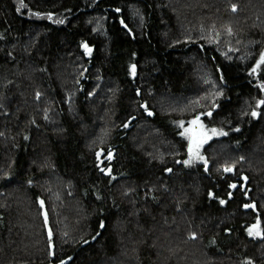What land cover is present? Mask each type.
Wrapping results in <instances>:
<instances>
[{"label": "trees", "instance_id": "16d2710c", "mask_svg": "<svg viewBox=\"0 0 264 264\" xmlns=\"http://www.w3.org/2000/svg\"><path fill=\"white\" fill-rule=\"evenodd\" d=\"M262 56L264 0H0V264L112 260L117 223L200 179L196 240L264 264ZM184 105L232 161L188 164Z\"/></svg>", "mask_w": 264, "mask_h": 264}, {"label": "rangeland", "instance_id": "374dc122", "mask_svg": "<svg viewBox=\"0 0 264 264\" xmlns=\"http://www.w3.org/2000/svg\"><path fill=\"white\" fill-rule=\"evenodd\" d=\"M202 82L205 83L206 94L200 96L201 104L195 102L197 106L193 111L197 113L209 106L206 104L207 99L211 102L219 98L221 94L220 87L214 85L209 75L204 74ZM192 100L190 104L194 103V98ZM191 109L184 105L179 111L182 112V115H187V119H189L191 118L189 115L193 113L190 111ZM204 112H200L195 120L189 119L188 123H180L183 136L188 141V164L192 166L195 164L211 165L210 160L212 157L215 160L217 156L225 163L232 161V154L228 148L223 146L224 142L219 146L220 148H209L211 144L215 147V141L223 139L225 132L221 127H209L207 123L198 119ZM261 140H258L257 146H263L264 143ZM250 158H252L251 155ZM254 164L257 165L256 162ZM200 181L201 179L198 182L189 181L185 184V190L182 193L167 197L168 204L162 202V208L157 213L150 215L146 226L135 224L131 219H129L131 223H117L115 225L116 255L112 260L102 258L99 264H145L144 256L149 259L151 254L153 264H234L223 258L209 256L196 240L193 222L197 220V217L193 206L202 187ZM183 204H189L188 210L184 209ZM130 224L132 226H129ZM248 231L249 237L252 239L259 240L263 236L262 229L258 224L252 225Z\"/></svg>", "mask_w": 264, "mask_h": 264}, {"label": "snow or ice", "instance_id": "6c2138e0", "mask_svg": "<svg viewBox=\"0 0 264 264\" xmlns=\"http://www.w3.org/2000/svg\"><path fill=\"white\" fill-rule=\"evenodd\" d=\"M233 10H235V9H233ZM90 51V50H89ZM262 61H264V56H262ZM261 103H264V101H262ZM253 115H256V113H253ZM193 123H195V121H193Z\"/></svg>", "mask_w": 264, "mask_h": 264}, {"label": "water", "instance_id": "95a60500", "mask_svg": "<svg viewBox=\"0 0 264 264\" xmlns=\"http://www.w3.org/2000/svg\"><path fill=\"white\" fill-rule=\"evenodd\" d=\"M68 262H69V261H65V263H64V264H68Z\"/></svg>", "mask_w": 264, "mask_h": 264}]
</instances>
